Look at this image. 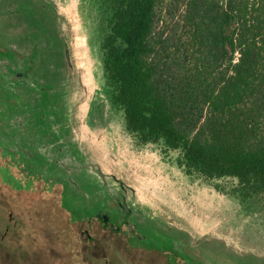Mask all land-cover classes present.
<instances>
[{"label": "flooded vegetation", "instance_id": "obj_1", "mask_svg": "<svg viewBox=\"0 0 264 264\" xmlns=\"http://www.w3.org/2000/svg\"><path fill=\"white\" fill-rule=\"evenodd\" d=\"M2 1L0 152L21 171L17 190H29L37 180L58 185L61 200L66 196L81 210L73 221L123 235L130 248L162 252L171 264H209L202 247L240 248L220 232L224 221L206 223L210 214L186 198L176 178L142 161L138 150L147 144L157 145L163 159L175 151L170 162L183 176L231 178L228 187L215 183L217 191L234 197L240 208L264 214L232 192L234 178L197 174L181 163L178 149L143 140L127 126L103 63L100 0L92 11L96 25L84 16L91 15V0Z\"/></svg>", "mask_w": 264, "mask_h": 264}, {"label": "trees", "instance_id": "obj_2", "mask_svg": "<svg viewBox=\"0 0 264 264\" xmlns=\"http://www.w3.org/2000/svg\"><path fill=\"white\" fill-rule=\"evenodd\" d=\"M114 102L189 170L264 209V0H100Z\"/></svg>", "mask_w": 264, "mask_h": 264}, {"label": "rangeland", "instance_id": "obj_3", "mask_svg": "<svg viewBox=\"0 0 264 264\" xmlns=\"http://www.w3.org/2000/svg\"><path fill=\"white\" fill-rule=\"evenodd\" d=\"M10 3L9 0L7 4ZM96 3L97 0H91V15L89 11L84 15L91 17L95 25L97 16L92 11ZM4 5L0 0V6ZM156 149H159L157 145L147 144L138 150L147 167H155L156 171L160 168L168 179L176 178L186 198L199 203L198 208L210 214L211 218L205 217L206 223L221 219L226 227L220 222V232L240 243V248L230 245L229 250L199 248L203 260L209 264H264V214H257L252 208H240L234 197L217 191L214 186L217 183L228 187L234 181L189 179L170 162L177 152L169 151L170 157L163 159ZM3 153L0 154V264H171L162 252L130 248L123 235L103 230L99 225L90 227L73 221L72 216L81 210L71 207L66 196L61 200L58 185L46 186L37 180L29 190H17L15 180L22 176L21 171ZM84 189L87 195H93L90 187Z\"/></svg>", "mask_w": 264, "mask_h": 264}]
</instances>
